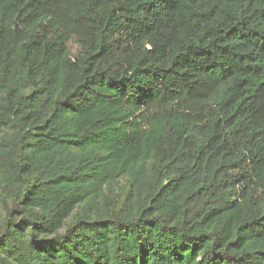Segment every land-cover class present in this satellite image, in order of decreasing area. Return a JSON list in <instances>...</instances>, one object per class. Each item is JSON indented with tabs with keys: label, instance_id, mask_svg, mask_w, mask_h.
Masks as SVG:
<instances>
[{
	"label": "trees",
	"instance_id": "1",
	"mask_svg": "<svg viewBox=\"0 0 264 264\" xmlns=\"http://www.w3.org/2000/svg\"><path fill=\"white\" fill-rule=\"evenodd\" d=\"M0 264H264V0H0Z\"/></svg>",
	"mask_w": 264,
	"mask_h": 264
},
{
	"label": "rangeland",
	"instance_id": "2",
	"mask_svg": "<svg viewBox=\"0 0 264 264\" xmlns=\"http://www.w3.org/2000/svg\"><path fill=\"white\" fill-rule=\"evenodd\" d=\"M0 214H2V217H3V215H4V212H3V210H2V207H1V205H0Z\"/></svg>",
	"mask_w": 264,
	"mask_h": 264
}]
</instances>
